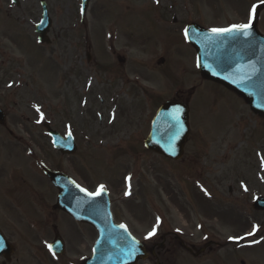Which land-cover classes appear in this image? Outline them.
<instances>
[{
	"label": "rangeland",
	"instance_id": "374dc122",
	"mask_svg": "<svg viewBox=\"0 0 264 264\" xmlns=\"http://www.w3.org/2000/svg\"><path fill=\"white\" fill-rule=\"evenodd\" d=\"M17 1L16 6L12 0H0V109L14 134L0 128V209L8 208L4 196L14 172L24 180L35 179V164L41 162L60 166L90 193L103 185L112 211L120 221L134 226L138 238L145 239L158 220V238L176 232L194 245L204 234L225 245L231 235L250 230L245 223L248 215L250 221L264 226V213H255L251 205V195L261 188L255 181L257 172L261 174L264 142L249 145L239 139L240 132L223 103L213 106L211 99L219 96L210 84L206 94L202 89L194 95L211 100L201 105L202 112L192 100L197 140L192 135L182 160L168 162L143 148L160 103L173 99L176 89L195 85L196 72L189 71L192 50L180 37L185 24L219 28L248 22L246 13L261 0H90L84 23L81 0ZM41 1L52 20L50 45H40L35 34ZM119 58L125 63L119 64ZM37 107L45 117L42 125L49 123L62 137L71 131L77 145L74 156H60L47 137L37 134ZM217 112L226 115L219 130ZM251 125L255 136H261L257 123ZM237 142L241 150H236ZM224 157L236 162V174L254 182L251 193L239 192L241 187L228 179L231 171L224 182H216L221 175L218 163ZM229 186L234 189L232 197H228ZM45 193L47 204L53 203L54 191L47 183ZM232 201L236 204L231 208ZM259 237L250 243L262 244L239 251V260L264 264V235ZM17 243L19 264H38L29 246ZM172 257L176 264H186L179 250ZM48 259L47 264H57Z\"/></svg>",
	"mask_w": 264,
	"mask_h": 264
},
{
	"label": "flooded vegetation",
	"instance_id": "af4514ba",
	"mask_svg": "<svg viewBox=\"0 0 264 264\" xmlns=\"http://www.w3.org/2000/svg\"><path fill=\"white\" fill-rule=\"evenodd\" d=\"M263 11L258 12L254 23H257L260 32L264 35ZM163 21H166V19H163ZM230 26L232 25H228V27ZM162 60L161 65L162 67H165L166 61H164V59ZM189 68V70L192 69L196 72L194 75L195 85L189 89L177 92L176 99L189 106L191 115V113H195L194 107L191 105L194 95L195 93H199L202 89H204V94H206L207 82L202 79L193 62L190 64ZM221 89L228 93L223 94L221 92L219 94V90L221 91ZM216 90L218 92V95H216L219 97H215V100L211 99L214 101L213 106L217 107L220 103H223L225 111L232 115L234 128L240 133H247V139L249 142H253V144L256 142L260 143V141L264 142V120L256 116L246 104L245 100L236 93L228 90L222 85H216ZM231 93L236 97V100H232ZM180 96H183L184 100L180 99ZM211 100H206L203 97L194 98V101L198 104L201 112V105L204 102L207 103ZM223 116L226 115L222 112H218L216 118V126L218 129L224 127L221 123V117ZM252 122L257 123L259 130L262 132V135L257 138L255 137L256 131L251 125ZM5 128L7 133L11 136L14 135L7 127ZM36 132L40 137L45 136V131L42 132V134L40 128L36 130ZM191 132H193L192 128ZM229 152L232 153V148H230ZM235 163L236 162H233L232 157H224L220 159L217 169L221 175L217 178L216 182H224V176L226 177L229 174V171H231L232 177H229L228 179L233 181L235 186L244 185L239 192L241 194H247L249 189L246 186H251L252 181L245 177L244 174H236L233 170ZM35 166L34 172L36 178L32 180H24L17 171L14 172L11 188L6 192L8 200L6 205L8 208L0 209V230L6 235L10 244L13 246L16 244L17 247H19L17 242L29 246L31 258L37 260L38 264H47L48 258L57 264H87L88 260L94 255L98 233L92 225L75 220L65 211L56 209L53 204H47L45 185L48 180L43 172L45 165L36 163ZM29 170L32 171L31 167ZM245 172L247 175H251L250 170H246ZM253 183L254 182H252V184ZM255 183L260 185L261 188L259 193H262V196L264 197V165L262 167V173L260 174V171L257 172ZM230 186L227 190L228 197L234 195V189ZM42 188H44L43 191ZM53 190L57 199L60 191L56 189ZM26 198L27 200H25ZM30 217L32 219H30ZM113 218L116 224H121L116 215L113 214ZM133 227L134 226L131 225L132 232L135 237H138L134 232ZM108 228H110V226H108ZM51 236L53 238L47 242V239ZM231 236L236 237V235ZM54 239H59L63 242L64 248L67 250V256L70 255V257H67L66 255L63 257H53L48 254L49 252L46 248H48L50 242ZM146 239L148 238H145L144 240ZM195 244L199 245H194L188 241L182 240L180 235L172 232L168 233L167 236L162 237L161 241L152 237L149 241L144 242L149 258L144 262L139 261L137 264H176L172 256L176 254L177 250L183 255V262L186 264H249L246 261L248 259L244 258V260H239L235 251L227 250L228 246L237 244L230 240L227 241L225 245L215 239L197 242ZM240 244H243V242ZM69 247L73 248V250H69ZM15 248L16 247L14 246V249ZM73 252L74 254L72 255ZM222 252H224L223 256H221ZM170 257H172V261ZM19 263L20 259L16 257V249L10 261L6 262L4 258L0 259V264ZM48 264H50V262Z\"/></svg>",
	"mask_w": 264,
	"mask_h": 264
},
{
	"label": "water",
	"instance_id": "95a60500",
	"mask_svg": "<svg viewBox=\"0 0 264 264\" xmlns=\"http://www.w3.org/2000/svg\"><path fill=\"white\" fill-rule=\"evenodd\" d=\"M89 0H82V15L84 16ZM44 11V18L39 26H37V33L40 34L41 43H49L46 37L50 28V19L47 13V6L45 2H42ZM198 28V26H194ZM199 29V28H198ZM203 36L188 30V40L194 46L199 56V66L201 68L202 75L211 81L220 82L229 88L236 89L240 93L244 94L246 100L251 105L253 110L261 117H264V38L260 36L256 27L253 30V38L248 40V47L244 38L241 35H223L216 36L212 32L203 31ZM252 34V32H251ZM205 35V36H204ZM226 59L228 60L227 66L232 67L239 65L246 60L249 65V69L242 75L245 82L240 87H230L222 79L224 77V68H220V63L223 62L225 66ZM222 65V64H221ZM223 67V65H222ZM176 117L179 118V123L176 121ZM5 122V116L0 110V124ZM188 108L177 102L166 103L158 112L156 118L152 124V132L149 138L145 141V146L153 152L164 155L168 158L179 159L183 154V146L188 137ZM50 134L54 138V143L59 150L65 149L66 142L58 139V135L50 131ZM58 141V145L56 144ZM62 151V150H61ZM52 180L58 182L56 179L57 174L50 172L46 173ZM56 179V180H55ZM100 197L94 198L95 202H101V209L106 210L108 215V203L107 201L100 200ZM69 202L68 197L65 199ZM67 205H69L67 203ZM66 208V207H65ZM90 213L86 214L92 217V212L97 215L100 209L97 206L89 208ZM96 218V216H94ZM87 220V218H84ZM100 243L97 248L99 252L108 253L109 264H127L130 261H134L136 257H145V250L138 246L126 232L121 233L119 238L116 235H112L108 238V235L100 229ZM115 237V238H114ZM114 242L121 243L122 247H116ZM106 244L104 247L103 244ZM108 244V245H107ZM137 248V249H136ZM126 250V251H125ZM12 252L0 233V256L5 253L6 256ZM103 258L99 254L96 261H100Z\"/></svg>",
	"mask_w": 264,
	"mask_h": 264
},
{
	"label": "snow or ice",
	"instance_id": "6c2138e0",
	"mask_svg": "<svg viewBox=\"0 0 264 264\" xmlns=\"http://www.w3.org/2000/svg\"><path fill=\"white\" fill-rule=\"evenodd\" d=\"M261 2L264 3V0H261ZM257 7H258V5L252 6V9H251V12L249 15L248 23L232 25L228 28H213V29H211V32L213 34H215L216 36L233 35V34L234 35H243V36L251 35V29L253 27V21L255 20L256 15H257ZM185 35L187 36V30H185ZM36 111L40 114V118L37 121V123H40L45 119V117H44V114L40 111L39 107H37ZM175 119H176L177 123H179V118L176 117ZM71 136H72V133L69 130L68 137L71 138ZM262 164H264V160H262ZM80 190L85 192L86 195H89V196H100L105 191V188L103 185H101L95 193H88L87 190L83 189V188H81ZM158 226H159V220L157 221V225L155 227H153L152 231L148 233V236L146 238L150 239L153 236H155L156 235V228ZM121 227L124 228L125 226L121 225ZM126 230L127 229L125 228V231ZM257 230H258L257 227L253 226L252 231L247 233V236H255L257 233ZM230 239H232L235 243H239L241 240L246 239V237L245 236L230 237ZM256 243H259V241H256ZM48 247H49V250L52 251V246L49 245Z\"/></svg>",
	"mask_w": 264,
	"mask_h": 264
}]
</instances>
